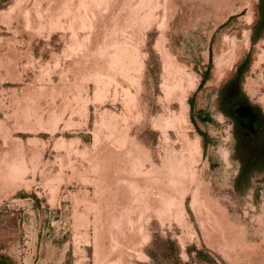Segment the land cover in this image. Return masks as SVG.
I'll return each mask as SVG.
<instances>
[{"label": "rangeland", "instance_id": "1", "mask_svg": "<svg viewBox=\"0 0 264 264\" xmlns=\"http://www.w3.org/2000/svg\"><path fill=\"white\" fill-rule=\"evenodd\" d=\"M263 3L0 0V264H264Z\"/></svg>", "mask_w": 264, "mask_h": 264}, {"label": "flooded vegetation", "instance_id": "2", "mask_svg": "<svg viewBox=\"0 0 264 264\" xmlns=\"http://www.w3.org/2000/svg\"><path fill=\"white\" fill-rule=\"evenodd\" d=\"M219 93L218 108L220 113L224 115L229 114L233 118L232 128L233 133L236 136V147L234 150H236V152H242V154H247L248 164L257 165V163H260L259 161H261L263 158L262 156L264 155L259 148H255V142L264 139V121H261L264 117L260 114L252 120H250V118L248 120L244 112L239 113L240 119L234 116L232 113L234 107L240 106L244 108L245 106H249L244 100V93L240 87L233 89V91H228L226 95L221 94V89ZM249 144L253 145V147L249 148ZM240 162L243 163L244 160ZM247 162L245 161L244 163L247 164Z\"/></svg>", "mask_w": 264, "mask_h": 264}, {"label": "trees", "instance_id": "3", "mask_svg": "<svg viewBox=\"0 0 264 264\" xmlns=\"http://www.w3.org/2000/svg\"><path fill=\"white\" fill-rule=\"evenodd\" d=\"M260 13H261L262 15L264 14V3L260 6ZM262 15H261V16H262ZM152 243H153V242H152ZM164 243H166V245H169V246L171 247V251H172L173 258H174L176 261H178L179 248H178V245H177L176 241L167 238V239L164 240ZM161 246L163 247L164 244H163V245L161 244ZM147 254H148L149 257H150V260H151L152 264H153V263H156V261H157V257H156V256H157V255L154 254L153 252H150V251H148Z\"/></svg>", "mask_w": 264, "mask_h": 264}, {"label": "bare ground", "instance_id": "4", "mask_svg": "<svg viewBox=\"0 0 264 264\" xmlns=\"http://www.w3.org/2000/svg\"><path fill=\"white\" fill-rule=\"evenodd\" d=\"M218 64V63H217Z\"/></svg>", "mask_w": 264, "mask_h": 264}]
</instances>
